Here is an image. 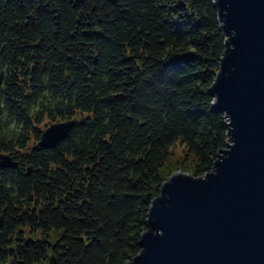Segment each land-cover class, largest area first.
Segmentation results:
<instances>
[{
    "label": "trees",
    "instance_id": "16d2710c",
    "mask_svg": "<svg viewBox=\"0 0 264 264\" xmlns=\"http://www.w3.org/2000/svg\"><path fill=\"white\" fill-rule=\"evenodd\" d=\"M224 44L211 0H0V153L18 164L0 167V264L136 257L173 149L195 178L225 149Z\"/></svg>",
    "mask_w": 264,
    "mask_h": 264
},
{
    "label": "water",
    "instance_id": "95a60500",
    "mask_svg": "<svg viewBox=\"0 0 264 264\" xmlns=\"http://www.w3.org/2000/svg\"><path fill=\"white\" fill-rule=\"evenodd\" d=\"M211 1L225 51L208 93L227 143L203 177L160 185L127 264H264V0ZM75 123L46 126L37 146L58 147ZM17 166L0 153V167Z\"/></svg>",
    "mask_w": 264,
    "mask_h": 264
},
{
    "label": "rangeland",
    "instance_id": "374dc122",
    "mask_svg": "<svg viewBox=\"0 0 264 264\" xmlns=\"http://www.w3.org/2000/svg\"><path fill=\"white\" fill-rule=\"evenodd\" d=\"M45 126H48L46 121ZM44 125L40 126L43 128ZM195 167V161L192 157H186V151L183 146L177 145L173 149L172 156L169 157L164 167L160 169V176L166 181L172 174L180 172L185 175L193 177V170Z\"/></svg>",
    "mask_w": 264,
    "mask_h": 264
},
{
    "label": "flooded vegetation",
    "instance_id": "af4514ba",
    "mask_svg": "<svg viewBox=\"0 0 264 264\" xmlns=\"http://www.w3.org/2000/svg\"><path fill=\"white\" fill-rule=\"evenodd\" d=\"M2 230H3V223L1 222V225H0V235L2 234ZM23 230H21L20 232H22ZM16 234V233H15ZM15 234H13L12 236V240L13 241H16V238H15ZM21 240H25V235L24 233L21 234Z\"/></svg>",
    "mask_w": 264,
    "mask_h": 264
}]
</instances>
